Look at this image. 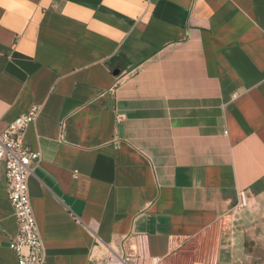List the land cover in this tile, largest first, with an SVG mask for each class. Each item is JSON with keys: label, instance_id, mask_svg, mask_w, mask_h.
<instances>
[{"label": "crops", "instance_id": "1", "mask_svg": "<svg viewBox=\"0 0 264 264\" xmlns=\"http://www.w3.org/2000/svg\"><path fill=\"white\" fill-rule=\"evenodd\" d=\"M33 106L45 264L222 217L214 262L264 264V0H0V132ZM16 232L0 162V264Z\"/></svg>", "mask_w": 264, "mask_h": 264}, {"label": "built area", "instance_id": "2", "mask_svg": "<svg viewBox=\"0 0 264 264\" xmlns=\"http://www.w3.org/2000/svg\"><path fill=\"white\" fill-rule=\"evenodd\" d=\"M38 115V107L33 106L27 112L19 115L0 132V162L5 168V183L7 199L12 207L17 225V232L9 237L8 248L16 258V264H45L44 245L39 237L28 193V180L32 176V167L40 161L38 152L31 151L24 144L25 130L33 124ZM249 206L245 192L238 193L236 208ZM231 219L220 218L198 235L171 238L172 247L162 257H152L147 252V237L133 235L122 240L120 247L114 248L97 241L95 229L89 231L96 239L97 245L103 250L99 264H187L180 247L191 242L200 235H206L210 246L200 249L198 256L203 258L210 251V259L197 264H216L214 262L215 246L226 229L230 227ZM211 243L213 251L211 253Z\"/></svg>", "mask_w": 264, "mask_h": 264}, {"label": "rangeland", "instance_id": "3", "mask_svg": "<svg viewBox=\"0 0 264 264\" xmlns=\"http://www.w3.org/2000/svg\"><path fill=\"white\" fill-rule=\"evenodd\" d=\"M206 235H200L197 239L183 243L180 247L182 255L185 256L188 261L187 264H197L199 262H204L205 259H210V251L204 254L203 258H200L198 254L201 248H205L206 245L210 246V242L206 239ZM213 251V243H211V253Z\"/></svg>", "mask_w": 264, "mask_h": 264}, {"label": "water", "instance_id": "4", "mask_svg": "<svg viewBox=\"0 0 264 264\" xmlns=\"http://www.w3.org/2000/svg\"><path fill=\"white\" fill-rule=\"evenodd\" d=\"M118 73H119L118 70L114 71V75H118Z\"/></svg>", "mask_w": 264, "mask_h": 264}]
</instances>
